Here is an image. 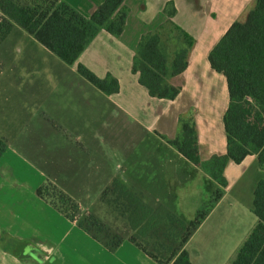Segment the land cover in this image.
Here are the masks:
<instances>
[{
  "label": "crops",
  "instance_id": "crops-1",
  "mask_svg": "<svg viewBox=\"0 0 264 264\" xmlns=\"http://www.w3.org/2000/svg\"><path fill=\"white\" fill-rule=\"evenodd\" d=\"M64 1L82 15L89 17L105 0ZM255 1L126 0L124 6L129 10V14L124 33L120 37H114L104 30L100 31L78 62L72 66L75 69L74 74L78 75L79 64L100 78L111 74L119 81L120 91L112 95H106L98 89L90 94L86 91L83 92L79 103L87 100L94 102V106L95 100H100L105 103V112L113 119L116 116L123 117L124 129L131 137L132 133L140 131L144 139L150 135L167 141L177 138L181 131L180 118L187 117L192 111L201 160L207 162L214 156L225 155L227 133L224 117L230 104L229 88L225 76L212 69L209 55L233 24L245 21ZM168 4H173L177 10L172 21L194 39L186 71L170 81L172 85L181 88L180 95L174 101L151 98L148 90L139 84V75L132 72L133 60L142 36L157 31L169 21L165 13ZM21 31L26 34L24 37L33 49L45 54L49 52L24 30ZM178 43V46H174L169 41L171 54L185 45L183 41ZM75 78L79 80L77 76ZM79 84L83 85L82 80ZM16 90L18 88L14 85L13 92ZM53 93L55 92L50 90V94ZM17 94L20 95V92ZM63 97L66 96L58 94L54 101L50 97V104L45 105L49 110L44 108L36 111L31 110L30 105H24L22 109L25 110L14 111L15 114L11 112L10 116L4 115L3 112L2 115L7 118L8 126L15 124L14 119H18V122L32 124L35 129V118H42L43 124L35 129L37 132L45 124L49 128H56L55 121L50 117L55 113L66 117L68 105L61 101L60 98ZM85 105L80 104L82 107ZM77 110L83 112L79 106ZM23 117L26 118L22 119ZM105 123L110 124V120ZM5 132L0 128V138L6 141ZM75 132L77 131L74 130ZM67 142L65 139V144ZM142 150L144 152L141 155L133 153L135 148L129 142L128 148H124V160L112 163V166L108 163L104 167L107 175L106 189L118 178L119 168H124V171H127V168L129 171L138 163L151 164L154 180L159 182L160 186L164 184L169 174L170 162L164 161L159 148L152 147L150 156L147 146L144 149L141 146ZM138 158L145 160L138 162ZM249 171V194L252 192L254 199L256 184L264 177V168L259 166L257 155L248 156L241 164L232 161L228 163L224 171L228 183L226 189ZM120 177L126 181L130 179L126 176ZM31 179L38 180V183L31 182ZM43 179L42 173L27 159L17 150L7 146V151L0 157V187L8 192L7 198L0 202V264H159L130 241L132 231L129 225L117 218L107 205L115 219L111 223L96 219L80 205L81 217L77 216L74 220L58 212L37 195L38 188L45 183ZM21 199L24 204L20 203ZM82 215L87 216L82 218ZM88 219L101 224L103 230H99L95 224H90ZM203 224L201 223L196 231Z\"/></svg>",
  "mask_w": 264,
  "mask_h": 264
},
{
  "label": "trees",
  "instance_id": "trees-1",
  "mask_svg": "<svg viewBox=\"0 0 264 264\" xmlns=\"http://www.w3.org/2000/svg\"><path fill=\"white\" fill-rule=\"evenodd\" d=\"M125 1L105 0L87 17L64 0H0V38L4 40L19 27L63 63L73 66L100 31L114 37L124 33L129 14ZM176 12L173 4L167 5L169 21L142 36L133 60L132 72L139 75V84L151 98L159 100L174 101L180 95L181 88L170 81L186 71L194 44V39L172 21ZM167 30L185 44L173 54ZM209 62L214 71L225 76L229 88L230 104L224 117L227 153L207 162L201 160L193 116L180 118V134L168 144L186 162L226 188L224 171L230 161L241 164L248 156L257 155L259 166L264 168V0L255 1L245 21L233 24L211 51ZM77 71L106 95L120 91L119 81L111 74L100 78L81 64ZM6 149V141L0 138V157ZM37 195L70 220L79 214V204L49 181L38 188ZM222 197L220 192L215 204ZM101 202L127 222L132 231L130 241L151 259L159 264H193L185 247L201 222L188 224L136 181L123 177L103 192ZM252 211L258 221L230 264H264V177L256 184ZM91 223L103 230L98 222Z\"/></svg>",
  "mask_w": 264,
  "mask_h": 264
},
{
  "label": "rangeland",
  "instance_id": "rangeland-1",
  "mask_svg": "<svg viewBox=\"0 0 264 264\" xmlns=\"http://www.w3.org/2000/svg\"><path fill=\"white\" fill-rule=\"evenodd\" d=\"M167 34L170 42L178 46L180 39L176 33L167 30ZM24 36L26 34L21 29L14 27L4 43L1 44L0 38V128L6 131L7 146L17 150L41 172L45 183L49 181L55 184L96 219L106 223L115 219L106 204L101 202L107 187L104 167L108 163L112 166V163L124 160V148H128L129 142L135 148L133 153L138 155L144 152L141 146L143 149L147 146L148 156L152 147L159 148L164 161L170 162L164 184L160 186L154 180L153 168L149 163H138L129 171L119 168L117 177L126 176L136 181L185 218L188 224L204 223L186 248L194 264H230L257 222L252 211L253 194H249L251 171L226 189L208 173L186 162L167 140L150 135L144 139L140 131L132 133L131 137L124 129L123 117L113 119L105 112V103L100 100H95L94 106V102L87 100L79 103L83 92L95 93L98 91L96 87L74 74L72 66L66 65L52 53L45 54L33 49ZM80 80L83 85L79 84ZM14 85L18 88L15 92ZM50 90L55 93L50 94ZM58 94L66 96L60 99L68 105V111L66 117L56 113L50 117L55 121L56 128H49L45 124L37 132L43 124L42 118H35L36 130L32 124L18 122V119L8 126L7 118L2 115L3 112L10 116L11 112L25 110L22 109L24 105H30L31 110H49L46 106L50 104V97L54 101ZM84 103L85 106H80ZM77 106L83 112L77 110ZM192 115L190 111L188 116ZM106 120H110V124L106 125ZM74 130L78 133L75 134ZM65 139L68 140L67 144ZM138 159V162L145 160ZM31 182L38 183V180L31 179ZM220 192L223 197L215 204ZM7 194V190L0 187V202L7 198ZM20 203L24 204V201L21 199ZM86 216L82 215V218Z\"/></svg>",
  "mask_w": 264,
  "mask_h": 264
}]
</instances>
